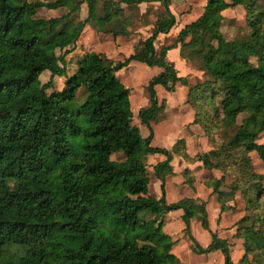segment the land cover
Masks as SVG:
<instances>
[{
    "label": "trees",
    "instance_id": "obj_1",
    "mask_svg": "<svg viewBox=\"0 0 264 264\" xmlns=\"http://www.w3.org/2000/svg\"><path fill=\"white\" fill-rule=\"evenodd\" d=\"M152 2H160L162 12L150 37L128 58L112 62L96 53L73 58L86 26L101 33L120 20L122 30L114 35L126 36L133 23L124 15L126 7ZM169 5V0H0V264H174L162 232L164 215L182 210L186 234L192 218L208 230L203 202H165L174 155L220 171L211 185L220 200L221 186L240 193L247 213L237 222L236 235L244 241L240 264L264 263L256 254L264 249V229H256L260 219L249 214L264 196L257 182L263 178L253 174L249 157L255 152L264 160V147L255 142L264 112V0H207L203 14L175 43L156 51L157 36L176 23ZM238 6L245 12L238 29L244 42L227 39L222 27V12ZM41 10L62 14L46 19L38 16ZM178 45L181 58L208 79L190 84L177 76L166 54ZM133 61L163 70L148 83L151 106L138 113L150 133L145 139L132 125L129 90L116 77ZM55 77L64 78V86L48 93ZM176 84L188 88L193 124L213 147L193 159L183 140L171 151L150 145L151 123L164 109L154 87L172 92ZM242 114L250 116L239 123ZM220 132L228 137L224 143L216 138ZM154 154L165 157L153 168L161 182L159 200L148 195L146 157ZM114 155L119 162L112 161ZM189 174L183 172L190 185ZM194 244L196 253L219 250L224 264H232L229 245L214 234L206 249Z\"/></svg>",
    "mask_w": 264,
    "mask_h": 264
},
{
    "label": "crops",
    "instance_id": "obj_2",
    "mask_svg": "<svg viewBox=\"0 0 264 264\" xmlns=\"http://www.w3.org/2000/svg\"><path fill=\"white\" fill-rule=\"evenodd\" d=\"M169 1V9L175 16L176 23L168 34H160L157 36L154 42L156 51H159V49L163 46H170L174 44L179 32L186 25L196 21L203 14L207 0H203L201 9H199L195 14L193 12H195L196 9L194 7L196 6H192L193 1ZM134 7L138 8L139 12H141L139 13L140 18L142 17L140 22L141 28L139 30L133 31L131 28H129V34L126 36L114 35V33H118L121 31L122 25L120 23V20H114L111 23L107 24L105 26L104 32L101 33L96 32L90 26H86L76 44L75 50L71 53V55L76 54L78 51L79 53L77 54V56H81L84 53L102 54L112 62L123 61L124 59L132 55L134 52V47L138 44V42L146 40L148 37H150L151 31L153 29V24L156 20V16L160 14L159 12H161L160 10L162 9L160 2L130 5L124 10L125 17H131L128 15V11L132 10V8ZM235 12H238L240 14L245 24V12L241 6H238L233 9H226L222 12V16L224 18V20L222 21V27L224 26L225 21L234 18ZM86 15V7L83 6L81 17L85 18ZM230 15H232V17H230ZM112 24L113 33L111 34H113V58L111 56L108 57V55L103 54L101 50H96L97 44H100L101 36L110 35V33L108 32H112L109 30L110 25ZM86 40L87 43L84 42ZM87 45H89L90 48H92V46L94 48L90 50L88 49ZM166 60L173 66L178 77L185 78L188 83L194 84L192 82V79L196 75L197 70L181 58L179 45L167 51ZM137 63L139 62H131L127 67L117 72L116 77L129 90V102L132 112V125L139 129L141 137L145 139L150 135L149 133V135L147 134V136H144L146 130H149L147 129V127L141 124L139 119V123L133 122V113L134 110H136L138 118L139 111L142 109H147L148 106L146 108L142 107L146 104L149 105L148 99L144 98L143 94L141 95V99H138L139 102L135 103L136 107L133 106V94L131 92L132 90L128 86V84H125V82H123L121 76L125 74H130L132 76L135 75L134 72L137 71L138 73L136 72L137 75H135V80L143 82V84H145L152 78L162 73L163 70L158 67H147L145 64ZM55 80H59V85L61 88L64 86V78L55 77L54 81ZM139 82L135 81V84ZM176 85L174 91L172 92L167 91L160 85H156L154 88L157 101L159 99H162L160 101L164 102V109L163 113L161 114V119L157 123H151L153 134L150 145L153 148H160L171 151L178 141L183 140L185 144V153L189 158L193 159L198 154L208 153L213 149V147H207V151L204 152L199 151L197 147L193 148V151H191V143L193 141V138L196 139L197 144H200L201 141H204L206 139L204 133H199L200 131H198V126L193 124L194 112L187 103L188 88L182 86L181 84ZM60 87L57 90H60ZM163 90H166L167 93H165ZM159 91L162 92V97H159ZM161 102L158 103L160 104ZM185 125L186 127L184 128ZM141 126L144 128H142ZM150 160H152V162H149ZM163 161H165V157L160 154L148 155L146 157V172L149 176L148 195L157 200L161 199L162 193L159 194L158 190L156 191V193H154V195L150 194L149 187L151 183V175L148 172V164H152L150 168L152 169L154 174V166ZM170 166L172 167V174H168L165 177L164 182V198L166 204H174L181 201L182 199H193L195 201H201L205 204V211L207 213L208 222V230H205L198 218H192L190 220L189 234H186V226L182 219L184 214L182 210L171 211L164 215L162 232L168 237L169 242L171 243L170 254L175 258L174 264H224V257L219 250L211 251L206 254H198L195 252L196 246L194 242H196L201 248L206 249L212 243V234H214L218 239L227 242V244L229 245L232 264H240V260L244 256V241L238 238L236 234L238 229L237 222L244 216V214L242 215L241 212H239V205L237 207H235L234 205V201L238 198H241L240 193H232V191L228 188L221 186L220 191L224 192V198L220 200L219 195L213 192V188L211 185L213 184L212 181L220 179L222 177V174L218 170L209 171L205 169L201 162H187L183 160L182 157L174 155ZM185 170H188L190 172L189 175H191L192 178V183L190 185L187 184V182L183 179V177H185L183 175V172ZM157 181L159 180L156 179V182ZM232 194H235V199L228 200L227 202L225 201L223 203V199H225L226 197H230ZM222 205H224L223 209L221 208ZM244 210L245 207L243 208V212ZM235 213H237L238 216L235 217Z\"/></svg>",
    "mask_w": 264,
    "mask_h": 264
},
{
    "label": "rangeland",
    "instance_id": "obj_3",
    "mask_svg": "<svg viewBox=\"0 0 264 264\" xmlns=\"http://www.w3.org/2000/svg\"><path fill=\"white\" fill-rule=\"evenodd\" d=\"M192 1H193L192 6H196V7H194L196 10H195V12H193L195 14V13L198 12L199 9H201V7L203 5V0H191V2ZM160 11L162 12V9ZM161 12H159V13H161ZM139 13H141V12H139V9L138 8H135V7L132 8V10L128 11V15L133 18V23H132V26H131V29L133 31L139 30L141 28L140 27V25H141L140 22H141V18L142 17L140 18V16H139L140 14ZM61 14H62L61 11L41 10V11L38 12V16L39 17L46 18V19L47 18H52V17H55V16H60ZM230 17H232V15H230ZM242 25H244V20L241 18L240 14L238 12H235L234 13V18L225 21V24L223 26V30H224V33H225L226 38L227 39H231V40L237 38V40L240 41V42L246 41L245 37L243 35H240V33L238 31L239 27H241ZM109 30L112 31V32H108V33H110V35L101 36V38H100V44L101 45L100 44H97V49L96 50H98V51L101 50V52H103V54H106V55H108V57L111 56L113 58V36H112L113 34H111V33H113V24L110 25V29ZM121 30H122V26H121ZM84 42L87 43V40L84 41ZM87 47L90 50H92V48H94L93 46H92V48H90L89 45H87ZM78 53H79V51L76 54H74V55L77 56ZM81 54H83V53H81ZM74 55H72L73 58L76 57ZM74 59H76V58H74ZM137 64H139V63H137ZM195 67L198 69V66L197 65ZM136 72H134L135 75H137V73H138V72L137 73ZM135 75H132L131 76L130 74H125V75L121 76V79H123V82H125V84H128V86L132 90L131 92L133 94V96H132L133 106L136 107L135 103H138L139 102L138 99H141V95L144 94V98L148 99L149 105L146 104L142 108H146L147 106H148L147 108H149L151 106L150 95H149L148 90H147V86H148L149 81L146 82L145 84H143V82H139V81L135 80L136 79V76ZM130 76L132 77V80L133 81L131 80V77ZM205 79H208V78H207V75H205L204 72L196 71V75L193 77L192 82L194 84H196V83L201 82L202 80H205ZM135 81L136 82H139V83H136L135 84ZM59 84H60L59 80H55L54 81V87L51 90H49L48 93H51L54 90L59 89V87H60ZM62 88L60 87V90H62ZM154 92H155V89H154ZM164 92L167 93L166 90ZM161 93L162 92H160L159 97H162L161 96ZM155 94H156V92H155ZM160 100H162V99H159L158 102H161ZM132 111H133V108H132ZM249 116H250L249 114H242V115H240L239 118H238V122L240 123L241 120L248 119ZM133 122L134 123H137L138 122L136 110H134V113H133ZM185 127H186V125L184 126V128ZM142 128H144V127H142ZM256 128H257V137H256L255 142H256V144L261 145V146L264 147V112H262V113H260L258 115V122H257ZM198 131H200L199 133H201V134L203 133V131L200 128H199ZM147 134L149 135V131L146 130L144 136H147ZM216 138L218 140H220L221 142L224 143V141H226L228 137L224 136V134H222V132H220V133L217 134ZM205 139L206 140L201 141L200 144H197L196 139L193 138L192 139L193 141L191 143V146H192L191 147V151H193V148L197 147L199 151L204 152V151H207V149L209 147H212V145H210L211 143L207 142L208 140H207L206 137H205ZM198 145H199V147H198ZM249 157H250V159L252 161L251 165H252L253 174H255L256 176H261L263 178L261 181H257V182L260 183L262 185V187L264 188V160L261 159L259 157V155L257 153H255V152L251 153L249 155ZM120 158H121L120 156L114 155V156H112L111 159L114 162H119L120 161ZM149 162H152V160H150ZM151 165L152 164H148V172L151 175V183H150V187H149L150 194L154 195V193H156V191H158V190H159V194H161L160 182L159 181L156 182V179L154 178L153 171L150 168ZM187 177H191V175H188ZM183 179L186 181L187 178L186 177H183ZM227 182L230 183V180H228ZM234 195L235 194H232L230 197H226L225 199H223V203L225 201L227 202L228 200H234L235 199L234 198ZM259 201H260V206L261 207L258 210H256V211L254 210L253 212H251L249 214L251 216H253V217L254 216H257L260 219L259 224L256 226V229H264V196ZM234 205H235V207H237L239 205L238 206L239 209H240L239 212H241L242 215L243 214L244 215H247V213L245 212V210L243 212V208L245 207V202H244V200H243L242 197L241 198H238L237 200H235L234 201ZM236 216H238L237 213H235V217ZM257 252L260 255V258L263 259V261H264V249L263 250L256 251V254H257ZM249 258H251V256Z\"/></svg>",
    "mask_w": 264,
    "mask_h": 264
}]
</instances>
